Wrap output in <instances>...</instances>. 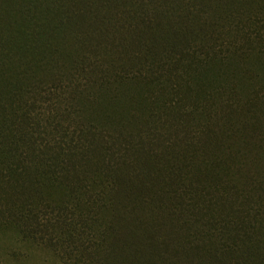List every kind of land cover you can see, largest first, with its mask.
I'll use <instances>...</instances> for the list:
<instances>
[{"label":"trees","instance_id":"obj_1","mask_svg":"<svg viewBox=\"0 0 264 264\" xmlns=\"http://www.w3.org/2000/svg\"><path fill=\"white\" fill-rule=\"evenodd\" d=\"M262 38L264 0H0V231L264 264Z\"/></svg>","mask_w":264,"mask_h":264},{"label":"rangeland","instance_id":"obj_2","mask_svg":"<svg viewBox=\"0 0 264 264\" xmlns=\"http://www.w3.org/2000/svg\"><path fill=\"white\" fill-rule=\"evenodd\" d=\"M255 40V44L264 46L263 38ZM11 234L9 231H0V264H63L54 251Z\"/></svg>","mask_w":264,"mask_h":264}]
</instances>
